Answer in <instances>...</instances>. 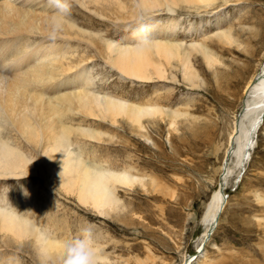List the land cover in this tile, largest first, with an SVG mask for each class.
Returning <instances> with one entry per match:
<instances>
[{
	"label": "rangeland",
	"instance_id": "1",
	"mask_svg": "<svg viewBox=\"0 0 264 264\" xmlns=\"http://www.w3.org/2000/svg\"><path fill=\"white\" fill-rule=\"evenodd\" d=\"M119 1L126 11L109 7L105 1L84 7L75 0H57L55 7L44 13L65 14L66 20L86 30L84 38L74 40L60 36L59 31H46L24 35L23 39L40 49L76 47L70 49V55L82 65L68 75L73 82L63 92L75 90V78L88 69V76L95 79L92 89L101 91V95L189 112L201 123L197 127L180 118L172 127L168 119H147L145 138L123 118L113 123L65 114L62 122L77 130L71 136L72 149L82 152L85 162L116 171L131 166L134 174L149 182L147 191L139 186L130 190L118 187L117 195L126 210L109 216L82 207L75 196L62 189L56 180L59 167L44 153L46 143L27 142L6 127L12 133V143L21 146L27 158L37 164L29 175H0V207L17 212L58 241L75 239L82 229H91L101 254L108 259L106 264H184L192 257L191 264H264V123L251 158L245 161L246 168L235 169L237 160L232 157L229 166L234 173L227 180L222 177L229 137L246 101L245 86L239 80L244 79L247 85L264 61V0H214L211 6L199 8L181 4L175 12L168 8L143 11L138 0ZM172 18L179 24L174 37L188 46L206 44L224 63L215 75L202 55L193 53L201 88L184 81L178 70L173 71L176 80L144 82L113 68L107 54L108 41L122 45L129 40L137 45L160 39L158 21L168 27ZM226 32H231L238 43H224L220 36ZM253 47L258 50L254 57L249 54ZM0 58V67L9 66L8 75L15 74L14 63ZM78 129L105 135L102 141H95L81 136ZM222 188L226 209L210 241L200 247L209 203ZM24 189L30 193L28 197L23 195ZM12 239L0 231V264H60L56 254L45 259L34 238L22 242Z\"/></svg>",
	"mask_w": 264,
	"mask_h": 264
},
{
	"label": "bare ground",
	"instance_id": "2",
	"mask_svg": "<svg viewBox=\"0 0 264 264\" xmlns=\"http://www.w3.org/2000/svg\"><path fill=\"white\" fill-rule=\"evenodd\" d=\"M56 1L0 0V55L6 58L8 63H14V66L11 65L16 69L15 74L8 75L9 71L6 69L9 66L0 67V175L12 177L29 175L34 173L37 164L27 158L22 152L23 150L21 151V146L19 148V145L16 146V143H12L11 138L13 137L9 131L11 129L12 132L14 130L18 135L20 134L21 138L27 139V142L39 145L46 143L44 153L55 164V167L56 164L59 167L56 170L58 176L56 180H59L66 193L77 198L82 207L91 209L101 216H109L112 213L118 215L126 210V206L117 195L118 187L130 190L139 186L147 191L149 182H146L144 177L134 174V169L131 166L125 167L122 171H116L109 167L85 162L83 153L79 151L76 153L72 149L74 146H72L71 136L77 130L69 128L62 122L65 114H80L84 117L110 120L113 123H117L119 118H123L140 136L145 138L147 135L144 133L146 129L144 123L147 119L156 117L168 119L172 127L178 125L180 118H185L190 125L197 127L201 121H198L199 118L192 117L189 112L184 114L178 110L170 109L168 111L159 104L138 105L108 95H101L99 94L101 91L92 89L95 86V79L88 76V69L83 70L78 79L75 78L74 82H77L73 88L75 90L63 92V89H68V86L73 82L69 80L68 75H71L72 71H76L78 66L82 65V62H77L78 58L74 60L76 56L70 55V49L73 51L75 46L72 49L71 45L66 46L65 43L66 47L55 45L40 49L39 45L35 48L34 44L23 39L24 35L35 32V34H46V31H59L60 36L71 37L74 40L79 37L84 38V34H87L86 30L84 31L70 20H66L65 14L46 15L44 13L43 10L53 9ZM75 1L78 4L83 3L84 7L92 2L98 4L105 1L109 7H117L121 11H126L119 0ZM213 1L138 0L137 5L143 11L150 12L168 8L175 12L181 8V4L190 8H199L201 6L209 7ZM176 21L175 18H172L167 24L168 27L158 21L157 28L160 30L158 36L160 39H154L151 42L145 41L136 45L135 42L124 40L122 45H117L108 41L107 54L113 68L127 77L144 82L176 80L173 71L178 70L184 81L194 88H201L198 85L201 75L195 69L193 53H200L208 69L215 75L218 73V69L224 66V63L206 44L199 43V45L188 46L177 36L174 37L173 32L179 27ZM167 31L169 33L166 35ZM220 37L224 43H228L230 46L238 43L231 32L223 33ZM96 39L98 38L96 37ZM82 41L85 40L82 39ZM259 50L261 51V49ZM256 52L258 50L253 47L249 54L254 57ZM195 57L194 59H196ZM13 68L12 73H14ZM5 72L6 74H3ZM239 76L242 77V75ZM82 78L83 80H81ZM239 81L240 84L243 81L245 86L246 101L240 119L236 120L234 132L229 137V148L226 154L228 163L225 161L222 175L224 180L234 173V169L229 166L230 158L233 157L237 160L235 169L246 168V163L255 149V139L264 123V61L261 64L260 72L254 75L247 85L244 79ZM3 131L9 132V135L4 134ZM78 131L84 138L95 141H102V137L105 135L94 130L78 129ZM39 140L40 142H38ZM15 141L18 143L19 140ZM28 144L30 145V143ZM245 161L247 162L245 163ZM150 184L154 185V182ZM223 190L224 188L217 192L209 203L208 213L205 215L207 229L202 237L200 247L207 240L210 241L219 226L220 217L226 209L227 202ZM4 208L0 207V209ZM4 210L7 211L0 216L1 232L11 236L12 240L15 239L17 242L34 238L35 244L45 259L51 257L52 254L58 256L57 253L64 242L63 240L58 241L47 235L34 223L18 215L17 212L7 208ZM101 256L103 264L108 263V259L102 254ZM192 258L184 264H191Z\"/></svg>",
	"mask_w": 264,
	"mask_h": 264
},
{
	"label": "clouds",
	"instance_id": "3",
	"mask_svg": "<svg viewBox=\"0 0 264 264\" xmlns=\"http://www.w3.org/2000/svg\"><path fill=\"white\" fill-rule=\"evenodd\" d=\"M23 195L28 197L30 193L24 189ZM6 211L0 209V216L4 215ZM57 255L60 264H103L101 250L96 245L89 228L82 229L79 237L64 241Z\"/></svg>",
	"mask_w": 264,
	"mask_h": 264
}]
</instances>
